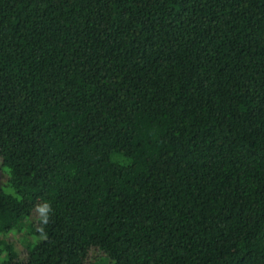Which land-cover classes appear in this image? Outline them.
Segmentation results:
<instances>
[{"label":"trees","instance_id":"obj_1","mask_svg":"<svg viewBox=\"0 0 264 264\" xmlns=\"http://www.w3.org/2000/svg\"><path fill=\"white\" fill-rule=\"evenodd\" d=\"M0 173V264H264V0H0Z\"/></svg>","mask_w":264,"mask_h":264},{"label":"rangeland","instance_id":"obj_2","mask_svg":"<svg viewBox=\"0 0 264 264\" xmlns=\"http://www.w3.org/2000/svg\"><path fill=\"white\" fill-rule=\"evenodd\" d=\"M5 180H6V175L4 173H0V184L3 183ZM40 214L41 213L39 212V209L34 211L33 219L23 224L24 227L22 228L23 230L20 235L16 234V236H13L12 235L13 233L11 234L10 232L5 234V236L10 235L9 237L12 240L16 241V243L13 245L10 251L13 257H17L23 261H25L28 258V250H29L28 247H29L31 240L30 239L27 240V237L24 232L27 231V227L28 229H30V232H31V226L36 223L35 218L39 216Z\"/></svg>","mask_w":264,"mask_h":264},{"label":"clouds","instance_id":"obj_3","mask_svg":"<svg viewBox=\"0 0 264 264\" xmlns=\"http://www.w3.org/2000/svg\"><path fill=\"white\" fill-rule=\"evenodd\" d=\"M48 211V206L47 205H44L42 207L39 208V212L41 213L42 216H44V219L46 221V213Z\"/></svg>","mask_w":264,"mask_h":264}]
</instances>
